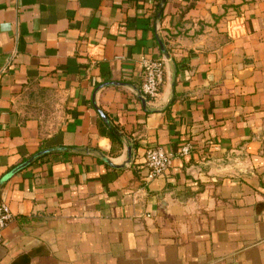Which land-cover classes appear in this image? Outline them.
Segmentation results:
<instances>
[{"label":"crops","instance_id":"obj_1","mask_svg":"<svg viewBox=\"0 0 264 264\" xmlns=\"http://www.w3.org/2000/svg\"><path fill=\"white\" fill-rule=\"evenodd\" d=\"M1 204L0 264H264V0H0Z\"/></svg>","mask_w":264,"mask_h":264},{"label":"built area","instance_id":"obj_2","mask_svg":"<svg viewBox=\"0 0 264 264\" xmlns=\"http://www.w3.org/2000/svg\"><path fill=\"white\" fill-rule=\"evenodd\" d=\"M143 80L140 91L145 98L157 97L164 76L163 61L161 59H146L142 63ZM191 141L185 142L176 152H166L161 147H152L145 151L144 165L146 182L161 177L173 165L175 159L188 156L193 151ZM13 221V215L7 205H0V240L2 231Z\"/></svg>","mask_w":264,"mask_h":264},{"label":"water","instance_id":"obj_3","mask_svg":"<svg viewBox=\"0 0 264 264\" xmlns=\"http://www.w3.org/2000/svg\"><path fill=\"white\" fill-rule=\"evenodd\" d=\"M162 11L159 12V17L161 16ZM99 116L101 117V119L103 120V122L105 124H108V120L106 115L99 109H97ZM49 151L44 150V151H40L38 153H36L35 155H33L32 157H30L27 161H25L24 163L20 164L19 166H17L16 168H14L9 174V176L14 175L15 173H17L18 171L26 168L27 166H29L36 158L43 156L45 154H47Z\"/></svg>","mask_w":264,"mask_h":264},{"label":"trees","instance_id":"obj_4","mask_svg":"<svg viewBox=\"0 0 264 264\" xmlns=\"http://www.w3.org/2000/svg\"><path fill=\"white\" fill-rule=\"evenodd\" d=\"M105 127H106V126H105ZM107 130H108V135H109V137H110L112 143L115 142V143H117L119 146H122V140L120 139L121 136H120V134L117 132V130H116L115 128H110V127H107ZM47 155H48V154H47ZM47 155H45V156H47ZM49 155H50V154H49ZM45 156H40V157L36 158V159L34 160V162H37L38 160H40L41 158H44ZM34 162H33V163H34Z\"/></svg>","mask_w":264,"mask_h":264}]
</instances>
